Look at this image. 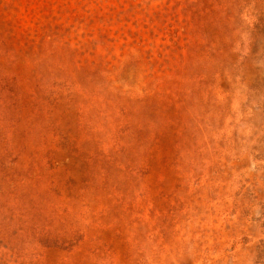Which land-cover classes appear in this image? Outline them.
<instances>
[{
  "label": "rangeland",
  "instance_id": "obj_1",
  "mask_svg": "<svg viewBox=\"0 0 264 264\" xmlns=\"http://www.w3.org/2000/svg\"><path fill=\"white\" fill-rule=\"evenodd\" d=\"M264 264V0H0V263Z\"/></svg>",
  "mask_w": 264,
  "mask_h": 264
},
{
  "label": "bare ground",
  "instance_id": "obj_2",
  "mask_svg": "<svg viewBox=\"0 0 264 264\" xmlns=\"http://www.w3.org/2000/svg\"><path fill=\"white\" fill-rule=\"evenodd\" d=\"M0 264H3L2 262Z\"/></svg>",
  "mask_w": 264,
  "mask_h": 264
}]
</instances>
